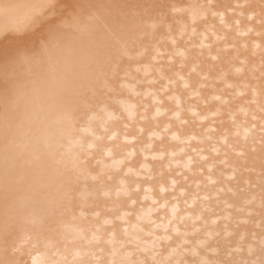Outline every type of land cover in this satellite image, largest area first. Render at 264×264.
<instances>
[{
  "label": "snow or ice",
  "instance_id": "6c2138e0",
  "mask_svg": "<svg viewBox=\"0 0 264 264\" xmlns=\"http://www.w3.org/2000/svg\"><path fill=\"white\" fill-rule=\"evenodd\" d=\"M30 7L46 8L47 14L58 17V22L39 40L33 39L28 28L38 30L44 22L42 17H36L27 27L0 26V67L31 63L66 29L83 31L86 21L98 20V13L105 7L119 9L125 19L131 17L134 23L138 20L133 30L138 35L125 39L128 24L121 26L118 21L117 27L108 25L106 54L97 65L95 78L80 87L91 92L89 110L99 108L106 112L113 126L102 121L103 126L93 127L94 117L88 119L85 131L91 129L92 139L82 144L78 157L82 162L76 175L69 176L66 202L47 221L27 215L23 202L0 220V264H37L33 253L38 245L42 241L46 246L59 242L60 237L66 241L61 229L69 222L87 225L80 228L78 238L92 247L84 258L65 259L63 264H264V103L260 105L259 117L251 113L250 125L256 128L255 121L259 119L258 222L254 213L247 211L255 205V197H248L251 178L243 175L249 169L239 163L230 164L229 153L236 152V145L229 140L230 129L218 127L216 120L226 111L232 125L239 127L234 104L256 103L257 95L264 96V83L227 84V88L241 87L245 91L229 93L227 100L223 93H213L211 99L220 105L214 110L201 92L208 87L207 81L220 78L213 77L214 65L205 69L203 59L205 47L212 61L220 56L219 52L212 55V45L204 43L209 34L226 40V36L216 35L214 21L219 18L221 30L239 31L243 18L257 24L256 35L264 37V0L259 4L251 0H194L187 4L110 6L82 0L70 5L49 0ZM12 8L0 5V14L7 15ZM156 9L161 13L157 22L145 25ZM198 28L203 30L198 32ZM189 30V43L180 50L178 39L182 41ZM253 31L252 27L247 28L248 33ZM197 35L202 37L198 45L191 40ZM9 39L14 42L11 47L5 45ZM166 43L171 44V51L163 50ZM196 47L200 51H191ZM189 80H193L191 85ZM260 80L264 81V68ZM10 82L5 74L0 87L6 89ZM248 92L252 100L247 99ZM193 101L203 103L201 112L195 111ZM205 113H210L211 119ZM114 127L122 130L123 144L115 143L119 133ZM105 141L113 143L109 146ZM251 150L255 152L256 148ZM117 155L121 158L117 159ZM245 155L246 151L241 150L237 160ZM227 168L231 174L225 176ZM81 180L85 191L78 200L75 193L80 191ZM246 184L249 187H243ZM257 236L254 247L249 241Z\"/></svg>",
  "mask_w": 264,
  "mask_h": 264
},
{
  "label": "bare ground",
  "instance_id": "6f19581e",
  "mask_svg": "<svg viewBox=\"0 0 264 264\" xmlns=\"http://www.w3.org/2000/svg\"><path fill=\"white\" fill-rule=\"evenodd\" d=\"M48 2L49 0H0V5L13 6L7 15L0 14V26L27 27L33 19L42 17L44 22L38 30L28 28L33 39L39 40L49 27L58 22V17L47 14L46 8L30 6ZM53 2L70 5L75 0H53ZM82 2L110 6L125 3L154 5L177 2L187 4L194 0H82ZM199 2L203 3L204 0H199ZM219 2L230 3L232 0H219ZM251 2L259 4L261 0H251ZM59 12L60 9H57V13ZM160 14V10L156 9L152 19L144 21L145 25L157 22L156 18ZM98 15L100 16L98 20L86 21L87 27L83 31L66 29L65 34L58 41L46 51L38 53L31 63H24L22 66L11 63L7 67H0V80H3L7 74L11 81L6 89L0 87V220L6 213L11 212L16 204L23 202L26 204L27 215L47 221L51 214L66 202L69 176L76 175L79 171L78 166L82 162V159H78L83 151L82 144L92 139L91 129L85 131L88 128V119L94 117L93 127L103 126L102 121L110 127L113 126L106 112H101L99 108L94 111L89 110L92 102L91 92L80 85L91 82L95 78L97 65L107 51L106 45L110 35L108 25L117 27L118 21L121 26L128 24L125 39L131 40L138 35L133 30L139 21L134 23L131 17L125 19L119 9L109 7L102 8ZM214 22L217 25L216 35L226 36V40L223 38L217 40L215 36L209 34V39L204 43L212 45V55H217L219 52L220 56L217 61H212L208 56L209 49L205 47L203 59L206 62L205 69L207 65H214L213 77L219 76L220 78L210 79L207 81L208 87L201 89V92L208 97L213 110L220 107L219 102L211 99L213 93H223V99L227 100L230 98L229 93L235 95L237 92L245 91L241 87L227 88V84L264 83L260 80L262 68H264L262 65L264 37L256 35L259 26L242 18L239 31L221 30L219 18ZM248 27H252L254 31L248 33ZM202 30L198 28V32ZM189 39L190 30L182 41L178 39L180 50H183L189 43ZM201 39L199 35L191 37L197 45ZM13 44L11 39L5 41L7 46L11 47ZM163 50L171 51V44L166 43ZM191 51L198 52L200 49L196 47ZM238 68L242 71L237 72ZM192 83L193 80H189V84ZM180 88L183 89L182 84ZM181 99L183 100V96ZM247 99H253L250 92L247 93ZM254 99L256 100L254 104L247 102L240 103L238 106L234 104L239 127L232 125L226 111H222L216 120L218 127L223 126L230 129L229 140L236 145V152L229 153L230 164L239 163L249 169L243 175L246 179L251 178L248 197H255V205L247 211L253 212L258 222L259 165L261 163L259 119L255 121L256 128H251L250 125L252 123L251 113L255 112L258 117L260 115L259 108L264 103V96L257 95ZM193 104L197 112H201L204 108L202 102L193 101ZM240 108L244 111H240ZM108 111H111V108ZM245 112L249 115L245 116ZM205 114L211 119L210 113ZM181 115L183 117L185 114ZM190 115L188 113L189 117ZM161 119L166 120L167 117ZM246 120L249 123H244ZM221 121L224 122L223 125H220ZM204 123L207 124V121ZM246 129L248 130L247 135ZM113 130L119 133L115 143L123 144L122 130L118 127H114ZM97 134H99L98 129ZM105 143L111 146L113 142L105 141ZM252 147L256 148L255 152H252ZM241 150H245L246 155L237 160V154ZM148 155L151 163L152 153L149 152ZM116 158L120 159L121 156L117 155ZM139 158L142 159V157ZM221 158H223V151ZM135 159L134 157L133 160ZM224 171L225 176L231 174L230 168ZM243 187H249V185L246 184ZM79 188L80 191L75 193L78 200L81 193L85 191L83 180L80 181ZM244 215L246 216L247 212ZM38 227L41 226L38 224ZM81 227H87V225L69 222L61 229L67 237L66 241L60 237L59 242L53 241L47 246L46 242L42 241L38 245V250L33 253L37 264H52L53 261L63 264L65 259L72 261L73 258L76 260L84 258V253L92 246H88L87 241L82 242L78 238ZM248 227L259 231L254 228V225ZM258 240L259 236L256 240L249 242L256 247ZM77 253L80 255L77 256Z\"/></svg>",
  "mask_w": 264,
  "mask_h": 264
}]
</instances>
